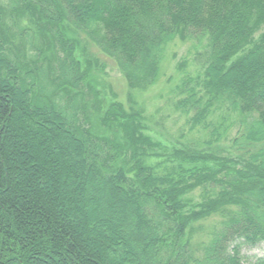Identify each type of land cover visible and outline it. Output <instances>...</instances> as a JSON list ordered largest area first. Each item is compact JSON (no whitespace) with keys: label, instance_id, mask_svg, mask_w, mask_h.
I'll return each mask as SVG.
<instances>
[{"label":"trees","instance_id":"obj_1","mask_svg":"<svg viewBox=\"0 0 264 264\" xmlns=\"http://www.w3.org/2000/svg\"><path fill=\"white\" fill-rule=\"evenodd\" d=\"M5 9L63 56L49 86L42 68L24 73L0 52V264H241V246L264 245V0H0V21ZM176 39L206 50L207 97L191 91L177 106L194 111L190 130L209 129L215 104L235 114L232 158L173 150L150 164L142 111L114 94L79 122L74 91L87 73L68 41L91 42L129 89L145 91ZM35 73L32 92L25 76ZM198 188L211 195L184 198ZM214 215L206 242L193 241V224Z\"/></svg>","mask_w":264,"mask_h":264},{"label":"rangeland","instance_id":"obj_2","mask_svg":"<svg viewBox=\"0 0 264 264\" xmlns=\"http://www.w3.org/2000/svg\"><path fill=\"white\" fill-rule=\"evenodd\" d=\"M7 10L5 9L6 15L1 17L0 25L4 29L3 32L7 33L10 44L3 45L0 37V52L7 54L12 60L19 57L24 73L26 70L34 69L35 65L42 68L46 76L43 82L51 86L53 77H55L54 80H58L60 76L56 63L63 56L62 52L56 48L53 58L50 53H47L53 52V48L48 47L45 50L42 35L36 33L33 36L27 21L23 18L14 19L15 17L10 15L11 13H8ZM260 33L261 31L255 37H258ZM253 39L257 38L253 37ZM66 45H69L72 57L77 61L80 72L87 73L86 81L80 82V88L74 91L80 93L78 118L81 124L88 126V121L94 120L92 115L95 114L93 110L95 101H108L114 94L116 101L126 111L131 107L142 111L143 133L152 144L148 152L151 156H155L150 159V164L156 165L164 162L167 154L173 150L195 149L219 158H232L233 154L229 152L231 150L229 148L230 140L236 135L239 128V124L235 121V114L229 113L223 107L216 109L218 105L215 104L212 108L215 110L206 122L209 129L204 130L198 126L190 130V118L193 117L194 111L189 109L187 112H182L177 106L178 102L189 97L191 91L195 96H201L204 99L202 103L206 101L204 90H201L199 86V77L206 62V50L200 45L193 41L180 39L169 43L160 64L159 78L145 91L129 89L113 60L102 54L91 42L81 41L77 44L70 40ZM242 54L239 52L230 59L228 64L236 61ZM88 63L91 70L86 68ZM39 76L42 74L35 73L30 76L31 79L25 76L32 92H35L34 87L36 88L33 85L40 82ZM93 80L98 84L91 85L90 88L95 94H98L96 96L90 92L91 89L87 86L88 81L93 82ZM56 87H58L56 90L62 88L59 85ZM67 93L70 94V91L67 90ZM249 120L250 118H247L246 121ZM212 129H214V133L219 134L218 138L213 136V133L209 134ZM210 195L203 193L202 189L198 188L186 193L184 198L198 203ZM85 208L89 210L90 204ZM219 222L220 218L214 215L208 220L193 224V241L206 242V236L218 227ZM239 257L241 264H256L259 260L264 259V245L241 246Z\"/></svg>","mask_w":264,"mask_h":264}]
</instances>
